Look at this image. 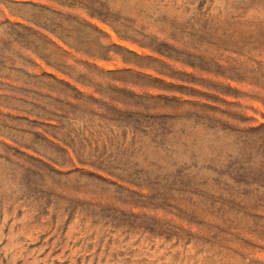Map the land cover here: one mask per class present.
I'll return each mask as SVG.
<instances>
[{"label": "rangeland", "instance_id": "374dc122", "mask_svg": "<svg viewBox=\"0 0 264 264\" xmlns=\"http://www.w3.org/2000/svg\"><path fill=\"white\" fill-rule=\"evenodd\" d=\"M0 264H264V0H0Z\"/></svg>", "mask_w": 264, "mask_h": 264}]
</instances>
